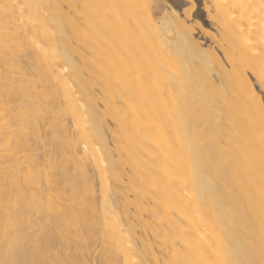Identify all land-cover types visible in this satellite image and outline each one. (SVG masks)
<instances>
[{"label":"bare ground","instance_id":"6f19581e","mask_svg":"<svg viewBox=\"0 0 264 264\" xmlns=\"http://www.w3.org/2000/svg\"><path fill=\"white\" fill-rule=\"evenodd\" d=\"M209 1L0 0V264H264V0Z\"/></svg>","mask_w":264,"mask_h":264},{"label":"rangeland","instance_id":"374dc122","mask_svg":"<svg viewBox=\"0 0 264 264\" xmlns=\"http://www.w3.org/2000/svg\"><path fill=\"white\" fill-rule=\"evenodd\" d=\"M166 1V9H168V10H170V9H172V8H175L176 9V11H177V13H178V15H180L181 17H182V19L184 18L185 19V13L187 12V11H189V10H191V17L190 18H187L186 19V21H187V23L189 22H191V24L193 25V24H195L196 22H198L199 23V25H196V27H195V30L196 31H194V38L195 39H197V41L198 42H201V44L202 45H205L204 47H206V46H208L209 45V43L211 44L212 42H210V41H212V39L211 38H214L213 36H210L211 34H216V33H219V29H218V32H217V28H219L218 26H217V24L216 25H214L215 24V22H214V20H213V17H214V8H213V6L211 5V2L209 1V0H165ZM192 2H194L193 4H194V7L192 8ZM161 4V3H160ZM162 5H164L163 3L161 4V6ZM179 5V6H178ZM181 6V7H180ZM162 7H164V6H162ZM161 7V8H162ZM180 8V9H179ZM182 10V11H181ZM186 11V12H185ZM184 12V13H183ZM191 20V21H189V20ZM188 23V24H189ZM213 23V24H212ZM191 24H189V25H191ZM198 27V28H197ZM198 29V30H197ZM211 30V31H210ZM216 30V31H215ZM198 31V32H197ZM197 34V35H196ZM218 34H216V37H218L217 36ZM199 39V40H198ZM202 40V41H201ZM214 40V39H213ZM204 42V43H203ZM206 44H208V45H206ZM26 51H28V50H26ZM220 50H218V52H219ZM222 52H220V54H221ZM222 55V56H221ZM220 56L222 57V59H224L223 57V54H221ZM20 56H22L21 57V60L23 61V62H25V63H27V64H29V59H28V57H24V56H26V53H22V54H20ZM225 63H226V61H225V59L223 60ZM249 76H250V78H251V80H252V82H253V85H254V87L256 88V90H257V92L260 94V96L262 97V101H263V103H264V93H263V91L261 90V88H260V86H259V84L257 83V81H256V79L254 78V77H252V75L249 73ZM16 78H18V76H15ZM260 89V90H259ZM98 105H99V107L102 105V102L101 101H99V103H98ZM100 109L102 110V111H104V107H103V105L100 107ZM111 121V122H110ZM109 122L110 123H108L109 124V126H110V130L111 131H113V130H115L116 128H114V121L112 120V119H109ZM71 121H67V124L68 125H70L71 126ZM110 124H112V125H110ZM43 126V125H42ZM45 127H47V129L45 128ZM45 129V130H44ZM49 130V131H48ZM47 131L48 133H45V132ZM73 132V134L75 133L74 132V130L72 131ZM43 133H44V139H45V143L47 142V145L46 146H43V142H36L34 145L37 147V149H38V153H37V159L41 162V159H43L42 161H43V164H45L46 163V161H50V156H51V158H55L54 156H53V153H54V148H51V146L49 147V145L51 144V142L50 143H48V141L50 140V127L48 128V126H43ZM46 134V135H45ZM49 138V140H47ZM42 144V145H41ZM41 145V146H40ZM40 147V148H39ZM44 147H46V148H44ZM48 147V148H47ZM45 149V150H42V149ZM51 149V150H50ZM50 150V151H49ZM42 151V152H41ZM44 152V153H43ZM47 152H48V154H49V156L47 155ZM52 154H51V153ZM47 155V157H46V155ZM43 158H42V157ZM53 156V157H52ZM46 157V158H45ZM45 158V159H44ZM49 158V159H48ZM57 158V157H56ZM47 159V160H46ZM45 160V161H44ZM45 162V163H44ZM95 181L97 182V183H99L98 182V180L97 179H95ZM96 183V184H97ZM127 184V183H126ZM127 185H125V187H126ZM130 194V195H129ZM127 195H129L128 197H129V199L131 200L132 198H133V196H132V193H129V192H127ZM98 196H99V194H98ZM122 197L120 196V199H121ZM134 200H132V203L134 204V202H133ZM133 204H131V208L133 209ZM155 247V249H156V247L157 246H154ZM158 248V247H157ZM156 250H159V248L158 249H156ZM102 251H101V247H99L98 249H97V251L94 253V255H93V258H94V261H95V263L97 264H100V262H99V260L101 259L99 256H101L102 254ZM97 253V254H96ZM98 253H99V255H98ZM96 258H97V261H96ZM101 261V260H100Z\"/></svg>","mask_w":264,"mask_h":264}]
</instances>
